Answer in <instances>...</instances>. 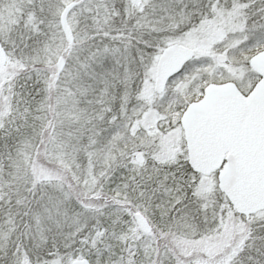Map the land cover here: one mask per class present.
<instances>
[{"label":"snow or ice","instance_id":"obj_1","mask_svg":"<svg viewBox=\"0 0 264 264\" xmlns=\"http://www.w3.org/2000/svg\"><path fill=\"white\" fill-rule=\"evenodd\" d=\"M0 264H264V0H0Z\"/></svg>","mask_w":264,"mask_h":264}]
</instances>
